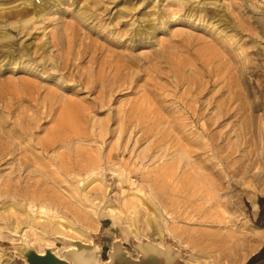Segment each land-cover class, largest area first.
<instances>
[{"label":"rangeland","instance_id":"rangeland-1","mask_svg":"<svg viewBox=\"0 0 264 264\" xmlns=\"http://www.w3.org/2000/svg\"><path fill=\"white\" fill-rule=\"evenodd\" d=\"M4 144L0 188L20 185L0 190V264H26L23 241L63 250L56 230L101 261L160 242L181 264L206 258L178 232L223 235L245 264L264 246V0H0Z\"/></svg>","mask_w":264,"mask_h":264},{"label":"bare ground","instance_id":"bare-ground-1","mask_svg":"<svg viewBox=\"0 0 264 264\" xmlns=\"http://www.w3.org/2000/svg\"><path fill=\"white\" fill-rule=\"evenodd\" d=\"M43 2V1H42ZM20 13V15H22V12H18V14ZM159 68V67H158ZM127 69V68H126ZM159 71V70H158ZM157 72V71H156ZM180 81V80H179ZM189 84V83H188ZM207 85V84H206ZM51 96V95H49ZM157 96V94H156ZM3 97V96H1ZM50 98V97H49ZM46 99V98H45ZM154 99V98H153ZM200 99V98H199ZM193 100V99H192ZM180 101V99H179ZM203 103V102H202ZM153 107V106H152ZM185 108V107H184ZM69 110V109H68ZM67 110V111H68ZM70 112V111H69ZM149 112V111H148ZM193 112V111H192ZM204 112V111H203ZM152 113V112H151ZM131 114V113H130ZM133 114V113H132ZM131 114V115H132ZM150 114V113H149ZM177 114V113H176ZM194 114V113H192ZM192 114H190V116L192 117ZM63 117L60 121L57 122V126L55 127L56 129H53L51 131V134L46 137L44 140L41 139L40 141H38L39 146L42 150H47L49 147H51L54 142H59L61 139V136L64 135L63 134V126H64V120L65 119V113L63 112ZM67 115V114H66ZM71 115V114H70ZM68 116V115H67ZM150 116V115H149ZM127 117V116H126ZM197 117V116H196ZM68 119V118H67ZM71 119V118H70ZM132 120V119H131ZM140 120V119H139ZM129 121V120H127ZM143 121V120H142ZM196 121V119H195ZM198 121V120H197ZM6 122V121H5ZM144 122V121H143ZM20 124V123H19ZM31 125V124H30ZM183 127V126H182ZM22 128V127H21ZM28 129V128H26ZM16 130V129H15ZM24 130L25 128L23 127L22 129H20V132ZM19 131V130H18ZM184 132V131H183ZM16 133V132H15ZM145 133V132H144ZM7 134V133H6ZM18 137V136H17ZM192 140V139H191ZM194 142V141H193ZM189 144V143H188ZM30 145V144H29ZM32 145V144H31ZM15 147V146H14ZM27 147V146H26ZM30 147V146H28ZM184 147V145H183ZM19 148V147H18ZM186 148V147H185ZM10 147L7 144H4L3 146L0 147V155H4L7 152H9ZM30 148H24L23 149V154H22V159L21 161L23 162V164H25V166H29L32 164V162H34L35 160V156L34 154H27V152H29ZM163 150V149H162ZM167 150V149H166ZM195 151V150H194ZM192 152V151H191ZM22 153V152H21ZM31 153V152H30ZM154 158V156H153ZM97 163V159L96 158H89L86 160V164L84 166L85 167H94ZM76 166V165H75ZM181 166V165H180ZM189 166V165H188ZM80 167V166H79ZM187 167V166H186ZM83 168V167H81ZM180 169V168H179ZM188 171V170H187ZM189 172V171H188ZM19 173V172H18ZM186 173V172H185ZM218 175L217 177L222 178V175H220V171L216 172ZM18 176V174H15ZM21 175V174H20ZM28 177L25 178L24 183H23V187H26L27 190L24 192L26 197H29L30 193L31 195H33L34 191L30 190L28 188H30L31 186H33L34 181H30L29 179L31 178L29 175H27ZM19 177V176H18ZM220 178V179H221ZM219 179V178H218ZM180 180V179H179ZM182 180V179H181ZM189 180V179H188ZM121 181V180H120ZM153 182V181H152ZM183 182V181H182ZM181 182V183H182ZM220 182V181H219ZM219 182L218 185L219 186ZM20 184L19 182H17V180H15L14 177L12 178H8L7 182L3 183V187L0 188V190H3V192H10V189L14 186V187H18ZM182 185V184H181ZM12 186V187H11ZM108 187H105V192L108 190ZM16 189V188H15ZM107 189V190H106ZM25 190V189H24ZM178 190V189H177ZM182 190V188H181ZM16 191V190H15ZM1 192V191H0ZM4 192V193H5ZM104 192V196L103 199L107 200L106 193ZM7 194V193H6ZM87 195V194H86ZM23 197V195H21ZM88 196V195H87ZM204 196V195H203ZM102 197V196H101ZM163 197V196H162ZM179 197V196H178ZM193 197V196H192ZM202 197V196H201ZM200 197V198H201ZM96 198V197H95ZM183 198V197H182ZM184 198L187 199V197L185 196ZM195 198V197H194ZM206 198H212V200H214L216 203H220V200L217 198V195L213 194V193H209L208 197L205 196L203 197V201H206ZM91 200V197L89 198ZM29 200V199H28ZM101 200V198H100ZM208 200V199H207ZM211 200V199H210ZM92 201V200H91ZM183 201V200H182ZM184 203V201H183ZM110 206H107V208H103V210L101 212H96V218H100L99 216L104 215V216H108L110 217L112 220H115L116 217V212L117 210H115V208L113 206H111V204H108ZM199 207V206H198ZM192 210V209H191ZM196 214L201 215L202 218H207V213H208V209L200 207V208H196L194 210ZM254 211H256V206L254 208ZM118 213V212H117ZM118 216V215H117ZM206 220V219H205ZM61 222V221H58ZM66 228V227H65ZM67 229V228H66ZM183 230V229H182ZM181 230V231H182ZM68 231V230H67ZM56 234L62 236L65 239H69L64 235V232L61 230H56L55 231ZM78 233V232H77ZM203 233V232H202ZM214 233V232H213ZM134 234L137 235V231L134 229ZM178 237H179V242H187V245L190 247H193L195 250H197V252H199L198 254L204 256V258H206L205 260H198L196 257L193 258H188L187 259V263L188 264H222L223 261L225 260H230L231 259V264H239V260L241 259L240 256L241 254H239V247H240V243L237 242V240L233 241L228 237H224L223 235H216V234H211V235H201V234H197V235H193L191 232L188 231H182V232H178L177 233ZM176 236V234H175ZM70 240L73 241H80L79 239H72L70 238ZM232 241V242H231ZM82 242V241H81ZM66 245V247L59 251V250H52L50 244L44 246L42 249L36 250L37 253L42 254L44 253L46 248H49L51 250V252L56 255L59 258H64L65 259V255L64 252H70V255L72 257H74V261H71V264H105L107 263L108 260L105 261H99L97 259V255H98V249H99V245L91 242L89 244H83V245H78L76 243L73 242H68L65 240L64 242ZM159 244H157V246H153L150 243H145L142 244L140 246V248L142 249L143 252H160L162 255H165L166 258L170 257V250L168 246H164L162 245V243L158 242ZM29 243H26V245ZM181 247V246H180ZM112 249V248H111ZM195 252V251H194ZM182 254V253H181ZM190 255V254H189ZM109 259V258H108ZM244 259V258H243Z\"/></svg>","mask_w":264,"mask_h":264},{"label":"crops","instance_id":"crops-1","mask_svg":"<svg viewBox=\"0 0 264 264\" xmlns=\"http://www.w3.org/2000/svg\"><path fill=\"white\" fill-rule=\"evenodd\" d=\"M153 246H157V245H153ZM164 246L169 247L170 250L169 258H166L165 255H162L160 252H143L139 246L136 247L137 249L136 254H133L127 251V249L122 246V248L116 251H114L113 249L109 250L113 253L110 256L109 253L107 252L106 260L111 261V264H181L180 263L181 257L179 251H177V249L169 245H164Z\"/></svg>","mask_w":264,"mask_h":264},{"label":"water","instance_id":"water-1","mask_svg":"<svg viewBox=\"0 0 264 264\" xmlns=\"http://www.w3.org/2000/svg\"><path fill=\"white\" fill-rule=\"evenodd\" d=\"M68 242H73L78 245H83V244H89L81 241H73L70 239H66ZM27 241H23V246L20 250L21 256L25 259L26 264H71V261H74V257L70 255V252H64L65 259L64 258H59L56 255H54L49 248H46L44 253L39 254L37 253L29 244H27ZM96 243V242H94ZM97 244V243H96ZM99 245V244H98ZM141 245H139L140 247ZM122 248L120 245H114L113 250L116 251L118 249ZM100 252H101V247L99 246L98 249V255L97 259L100 260ZM109 255L111 256L113 252L109 251ZM105 264H111V261H107Z\"/></svg>","mask_w":264,"mask_h":264},{"label":"trees","instance_id":"trees-1","mask_svg":"<svg viewBox=\"0 0 264 264\" xmlns=\"http://www.w3.org/2000/svg\"><path fill=\"white\" fill-rule=\"evenodd\" d=\"M258 204L262 207L259 212V218L264 215V196L259 197ZM262 264L264 263V246L260 248V250L253 255H251L245 264Z\"/></svg>","mask_w":264,"mask_h":264}]
</instances>
